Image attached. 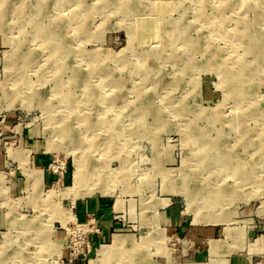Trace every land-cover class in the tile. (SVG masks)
Instances as JSON below:
<instances>
[{
    "label": "rangeland",
    "instance_id": "374dc122",
    "mask_svg": "<svg viewBox=\"0 0 264 264\" xmlns=\"http://www.w3.org/2000/svg\"><path fill=\"white\" fill-rule=\"evenodd\" d=\"M0 264H264V0H0Z\"/></svg>",
    "mask_w": 264,
    "mask_h": 264
},
{
    "label": "bare ground",
    "instance_id": "6f19581e",
    "mask_svg": "<svg viewBox=\"0 0 264 264\" xmlns=\"http://www.w3.org/2000/svg\"><path fill=\"white\" fill-rule=\"evenodd\" d=\"M101 171L102 170H99L98 172H96L97 177L95 179L86 181L87 171H86L85 164L80 158L76 159V164H75V169H74V174H73V185L67 189L68 193L69 192L74 193L75 194L74 197L78 199L80 198L82 201L93 192H100L102 194H107V193L113 194V191L108 188L109 184H105V186H100L101 185L100 183L102 182V180L99 178ZM63 221L65 222L66 220H63ZM124 241L125 240L122 236L118 234L114 235L113 240L110 244H103L101 246L100 259H103L109 256L111 252H113L112 250L116 249L117 246H120Z\"/></svg>",
    "mask_w": 264,
    "mask_h": 264
},
{
    "label": "crops",
    "instance_id": "0c3cea01",
    "mask_svg": "<svg viewBox=\"0 0 264 264\" xmlns=\"http://www.w3.org/2000/svg\"><path fill=\"white\" fill-rule=\"evenodd\" d=\"M41 158V157H40ZM38 174L41 177V173H44L43 169H38ZM115 204L111 205L110 201L105 199V197H91L85 201H81L77 208L79 216H84L89 213H96L101 219V233L94 236V243L100 244H110L113 240V236L116 233L115 218L111 216V212L114 210ZM119 235V234H118Z\"/></svg>",
    "mask_w": 264,
    "mask_h": 264
},
{
    "label": "built area",
    "instance_id": "2783aa9c",
    "mask_svg": "<svg viewBox=\"0 0 264 264\" xmlns=\"http://www.w3.org/2000/svg\"><path fill=\"white\" fill-rule=\"evenodd\" d=\"M96 231H97V232H100V228H97Z\"/></svg>",
    "mask_w": 264,
    "mask_h": 264
}]
</instances>
